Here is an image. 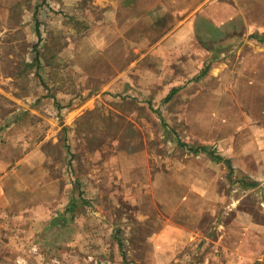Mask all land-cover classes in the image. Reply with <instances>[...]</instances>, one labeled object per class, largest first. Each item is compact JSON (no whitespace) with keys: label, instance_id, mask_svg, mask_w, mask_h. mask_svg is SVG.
Listing matches in <instances>:
<instances>
[{"label":"rangeland","instance_id":"obj_1","mask_svg":"<svg viewBox=\"0 0 264 264\" xmlns=\"http://www.w3.org/2000/svg\"><path fill=\"white\" fill-rule=\"evenodd\" d=\"M95 2L0 0V264H264L245 26L165 38L184 14ZM232 2L264 27V0Z\"/></svg>","mask_w":264,"mask_h":264},{"label":"crops","instance_id":"obj_2","mask_svg":"<svg viewBox=\"0 0 264 264\" xmlns=\"http://www.w3.org/2000/svg\"><path fill=\"white\" fill-rule=\"evenodd\" d=\"M233 0H96L93 4L98 8V11H105V7H109L110 11L114 14L117 12L123 13L120 9V4H130L134 8L139 5V10L144 15H150L152 18L161 19L156 17L155 14L163 15L162 19L169 22L177 20L174 15L188 13V17L183 16L180 23L177 22L168 33L164 34L166 38L170 34L184 35L186 37L192 35L194 37L204 38H217L224 33L233 34V30L225 32V27L229 28V23L235 20H240L242 23L240 26H245L241 30L242 40L240 45L235 47L233 52L237 51L240 54V66L243 68L241 72V83L244 85L242 90L243 95H248L250 99L255 100L256 110H250L246 108L243 111L244 121L247 118L249 123L246 125L251 130H255L256 144L255 148L258 150L253 162L257 165V172L262 174L264 178V27L258 28L250 33L246 24V17L242 10L237 11ZM143 5V8H142ZM218 8L219 11L211 12L212 8ZM190 23L196 28L190 29ZM244 23V24H243ZM222 26V29L220 28ZM231 29H233L231 27ZM248 53V54H246ZM224 65L220 67L222 69ZM256 70L257 74L254 76L251 71ZM256 91V92H255ZM255 92L256 96L251 93ZM246 117V118H245ZM253 154V150H248V154ZM244 154L246 152L244 151ZM247 154V155H248ZM246 155V156H247ZM252 162V163H253ZM264 181V180H263ZM1 194V189H0ZM182 237L179 239H185V231H181ZM184 245L185 240L179 242Z\"/></svg>","mask_w":264,"mask_h":264},{"label":"trees","instance_id":"obj_3","mask_svg":"<svg viewBox=\"0 0 264 264\" xmlns=\"http://www.w3.org/2000/svg\"><path fill=\"white\" fill-rule=\"evenodd\" d=\"M36 33L38 34V29H37V27H36ZM36 62H38V60H36ZM32 65L33 64H27L26 66H27V68H31L32 67ZM206 72H207V68L204 70V74L203 75H205L206 74ZM199 78H197L195 81H197ZM179 89L180 88H174V89H172L171 91H170V93H169V95L167 96V98H166V100H165V102H168L174 95H176V93L179 91ZM180 146L181 147H186V146H184L183 144L181 145L180 144ZM188 149V152H190L191 154H194V155H197V154H199V153H206L208 156H209V158L211 159V160H213V161H215V162H221L223 159L222 158H220L219 156H217V155H215L213 152H210V151H208L207 149H205V148H203V147H196V148H187ZM224 163H226V164H228L229 165V167H230V172H232L233 171V168H232V166L230 165V163H229V161L228 160H226ZM242 186H243V189H251V188H254L255 187V185L256 184H254V183H249L248 181H246V180H243L242 182ZM55 222H53V224H54ZM118 248L120 249L121 247H122V243L121 242H119L118 241Z\"/></svg>","mask_w":264,"mask_h":264}]
</instances>
